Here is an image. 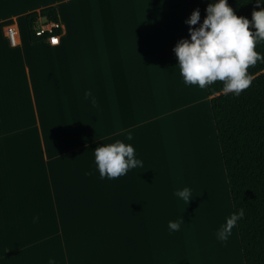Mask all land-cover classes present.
<instances>
[{
    "label": "crops",
    "instance_id": "1",
    "mask_svg": "<svg viewBox=\"0 0 264 264\" xmlns=\"http://www.w3.org/2000/svg\"><path fill=\"white\" fill-rule=\"evenodd\" d=\"M160 1L167 0H0V264H48L50 259L69 264L70 229L84 235L85 226L94 223L101 230L110 218L103 219L102 209H109L110 215L117 209L124 227L129 223L124 213L133 192H141L135 181L139 173L134 168L119 178L101 179L93 151L122 140L138 152L133 133L131 140L126 137L142 123L148 107L147 95L134 98L133 85L149 80L143 32L150 23L155 28L149 33L151 43L154 37L158 56L165 61L157 82L173 98L174 109L166 115L178 116L170 157L180 155V148L187 151L192 194V184L204 188L208 180L216 181L211 167L224 186L220 151L210 139L200 138L194 116L185 132L181 115L190 104L197 108L207 138L211 131L203 103L210 110L209 96L203 97L197 86L190 99L180 96L183 80L169 48L183 33L182 38H189L186 0H178L175 16L159 8ZM49 7L59 16L58 44L31 42L26 17ZM8 28L17 33L14 46ZM160 68L161 62L158 72ZM86 90H91L95 104L85 99ZM100 237L109 239L105 232ZM226 251L225 264H230L231 252Z\"/></svg>",
    "mask_w": 264,
    "mask_h": 264
},
{
    "label": "rangeland",
    "instance_id": "2",
    "mask_svg": "<svg viewBox=\"0 0 264 264\" xmlns=\"http://www.w3.org/2000/svg\"><path fill=\"white\" fill-rule=\"evenodd\" d=\"M171 4H173L172 7ZM158 7H164V10L174 16L179 15L178 0H167L165 3L160 1ZM154 29L150 23L149 31L143 32V41L146 42V39L148 41L147 68L149 67V71L147 69V73L149 72V80L139 86L133 85V91L136 93L133 95L134 98L137 94L142 97L143 94L147 95L146 106H148L147 111H143L142 123L131 131V134L134 135L135 145L138 147L136 156L142 161V166L135 168L139 173V177L135 181L138 179L137 186L140 187L141 192L138 191L137 194L133 192L131 200L128 201L129 208L124 214L130 218V221L125 227L121 221L123 218L120 217L117 209H114L111 215L109 209H102L100 214L103 219L109 216L110 218L103 223L105 227L101 230L94 223L85 226L84 235L70 229L69 237L72 239L68 241L69 264H125V258L128 259V264H225L226 249L231 253L235 251L238 263L243 264L236 227L226 241L216 238L219 224L225 223V213L228 217L232 213V208L214 127L209 114L210 110L206 102L202 106L207 111L208 126L211 131L207 138L202 119L197 121V108L190 104L189 110H192V114L186 109V112H181V115L185 121V132L188 131L189 121L194 116L195 130L201 136L200 138L207 139V142L209 139L211 140V146L218 153L222 173L221 180L223 179L224 186L222 187L221 181H218L220 185L218 182L213 185L208 182L204 188L198 186L197 183L192 184L194 191L193 194L191 193V197L193 199L188 203L175 195L177 191L185 187L190 188L189 166L185 162L187 151L185 153L181 148L179 149L180 155H174V158L170 157L172 149L169 143L172 138L174 122L178 116L166 115V112L174 109L173 98L166 94L164 84L157 82L160 75L163 77L165 61L163 55L158 56L154 37L151 43L149 33ZM154 47L156 56H154ZM169 48L173 49L170 46ZM174 60H177L176 57ZM158 62H161L159 72ZM144 63L143 61V65ZM192 89V85H186L183 82L180 96L190 99L191 94L193 96ZM201 90L204 97L206 90ZM143 103H145L144 100ZM162 114H164L163 117ZM175 150L178 153L177 146ZM209 171L217 179V170L214 171V168L211 167ZM182 175H184V184ZM220 192L224 194V202L221 200L222 198L219 199L218 193L220 194ZM208 208H211L212 213ZM223 209L226 211L223 212ZM180 217L184 225L178 231H171L168 228V222L175 221ZM109 225L111 228L106 231L105 229L109 228ZM104 232L109 236L108 241L102 237L99 238ZM208 236L211 238L210 240L207 239ZM230 258L231 255L229 260ZM230 263L233 264L232 260Z\"/></svg>",
    "mask_w": 264,
    "mask_h": 264
},
{
    "label": "clouds",
    "instance_id": "3",
    "mask_svg": "<svg viewBox=\"0 0 264 264\" xmlns=\"http://www.w3.org/2000/svg\"><path fill=\"white\" fill-rule=\"evenodd\" d=\"M256 4L264 5V0H256ZM205 12L202 23L195 28L192 26L200 21V11L197 8L191 12L184 21L189 26V38H181L172 49L179 74L186 85L206 89L220 81L224 93L239 96L252 83L249 68L258 62L264 63V52L257 50L258 43L264 41V7L254 10L251 20L237 16L227 0H209ZM84 97L90 98L92 104L96 103L91 90H86ZM126 139L131 140L132 134L129 133ZM93 153L95 168L101 179H116L142 166L134 146L122 140L100 144ZM175 195L187 203L193 199L188 187ZM244 215L242 207L231 213L217 230L216 238L226 241ZM182 225L181 217L168 222L171 231L180 230ZM48 264H55V261L50 259Z\"/></svg>",
    "mask_w": 264,
    "mask_h": 264
},
{
    "label": "trees",
    "instance_id": "4",
    "mask_svg": "<svg viewBox=\"0 0 264 264\" xmlns=\"http://www.w3.org/2000/svg\"><path fill=\"white\" fill-rule=\"evenodd\" d=\"M215 2V0H213ZM189 13L200 11L198 27L206 16L209 0H186ZM237 16L251 20L259 10L256 0H227ZM59 21L56 9L49 7L26 17L29 40H44L47 34L35 35L38 20ZM61 34V29L54 31ZM264 52V41L257 45ZM250 87L239 96L224 93L222 82L206 88L216 139L226 177L232 213L244 208L236 232L243 264H264V63L249 68Z\"/></svg>",
    "mask_w": 264,
    "mask_h": 264
},
{
    "label": "built area",
    "instance_id": "5",
    "mask_svg": "<svg viewBox=\"0 0 264 264\" xmlns=\"http://www.w3.org/2000/svg\"><path fill=\"white\" fill-rule=\"evenodd\" d=\"M60 28V23L57 22H47L44 19L40 18L37 22V26L35 28V35L37 37L42 36L43 34H47L45 40L48 41L50 45H57L59 41V34H56L54 31ZM7 38L11 45H15L17 41V33L15 30L8 28L7 29Z\"/></svg>",
    "mask_w": 264,
    "mask_h": 264
},
{
    "label": "bare ground",
    "instance_id": "6",
    "mask_svg": "<svg viewBox=\"0 0 264 264\" xmlns=\"http://www.w3.org/2000/svg\"><path fill=\"white\" fill-rule=\"evenodd\" d=\"M183 32V31H182ZM182 37H184V33L182 34V35H180V39L182 38ZM197 93H198V91H197ZM197 93L195 92V96H197ZM198 117V116H197ZM194 120V119H193ZM184 121V120H183ZM197 121H198V119H197ZM180 125H182V122L180 123ZM212 157H213V154H212ZM212 160H214L213 158H212ZM183 176V175H182ZM218 178H219V176L218 175H216ZM208 178V177H207ZM206 179V178H205ZM213 179L214 178H212V181H211V184H212V182L215 184L216 182H218L219 181V179L217 180V179H215V180H217V181H213ZM207 181V180H206ZM208 182L210 183V180H208ZM218 184H219V182H218ZM213 185V184H212ZM220 185V184H219ZM219 187H221V186H219ZM223 192H220V194L218 193V196H219V199H221L222 201H223ZM221 196V197H220ZM219 203V202H218ZM223 205V204H222ZM222 208V207H221ZM224 210L225 209H223V212H224ZM226 211V210H225ZM220 212L222 213V210H220ZM225 216H226V218H227V215H226V213H225ZM221 217H223L222 216V214H221ZM226 220V219H225ZM223 223L224 222H222V225H223ZM231 260H232V262H233V264H237V262H236V256H235V252L234 251H232V253H231V258H230V262H231ZM231 264V263H230Z\"/></svg>",
    "mask_w": 264,
    "mask_h": 264
}]
</instances>
